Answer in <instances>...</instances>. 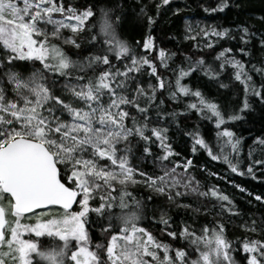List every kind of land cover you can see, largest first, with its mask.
I'll return each mask as SVG.
<instances>
[{
	"label": "snow or ice",
	"instance_id": "obj_1",
	"mask_svg": "<svg viewBox=\"0 0 264 264\" xmlns=\"http://www.w3.org/2000/svg\"><path fill=\"white\" fill-rule=\"evenodd\" d=\"M107 2L112 7L100 6L97 16L100 0H86L79 8L57 4L55 0H0V264H238L222 222L212 226L206 223L199 232L194 223H184L174 231L169 226L171 218L162 214V231L174 239L189 241L198 253L190 260L189 253L181 247L171 255L168 244L157 243L150 231L137 226L145 218V205L132 197L126 186L128 182L143 183L170 204L194 213L201 209L183 202L189 196L216 198L221 215L239 214L232 199L215 186L201 191L200 181L193 174L195 160H180L169 128L160 125L167 124L169 118L176 121L181 115L195 113L213 125L210 132L214 133L219 152L196 129L185 133L191 137L193 156L203 149L211 161L227 164L230 173L256 179L255 173L260 171L264 176V159L254 155L256 149L264 154V131L254 138L251 134L245 137L241 127L257 108L264 115V65H253L261 76L257 86L249 71L244 70L245 64L234 55L239 52L250 56V39L245 37L255 34L243 27L240 40L245 46L233 49L219 45L220 39L230 35L228 28L201 29L203 37L208 38L203 48L215 51L216 46L221 47L214 58L218 68L203 58L193 63L191 57H185L189 66L176 72L175 89L169 91L171 85L166 87L159 67L167 69L171 56L161 49L156 53L160 61L157 66L148 55L156 47L151 31L142 42L137 41V47L142 43L144 50L137 56L118 36L125 19L124 5L116 0ZM169 4L170 0H160L156 9L159 12ZM228 6V0H221L215 8L204 10L217 12ZM147 7H139V14L146 18L151 30L155 20L147 14ZM63 29H69L72 35L63 36ZM85 35L86 48L79 42ZM61 39L77 50L75 59L53 42ZM184 39L196 37L185 35ZM260 45L264 48V34L260 35ZM228 66L234 70V79L244 85V98L238 109L225 116L199 87L192 89L181 81L197 71L216 81ZM144 72L156 83L149 82L144 87ZM227 87L220 83V88ZM158 89L168 92L170 101L179 102L181 96L189 98L184 113L168 111L163 92ZM248 139H252L251 145H247ZM229 147L231 151H227ZM134 148L154 171L131 164ZM201 167L207 171L206 166ZM209 175L227 179L217 173ZM116 183L122 187L117 189ZM228 183L264 207V193L253 194L235 180ZM116 191L120 192L118 205L113 195ZM126 198L133 200L134 208L129 209ZM74 203L79 204V210L69 211ZM54 205L63 208L62 216L41 218L43 213L37 215L34 211ZM115 207L120 212H114ZM9 214L14 218L11 222ZM25 214H30L29 219L34 216L35 223L22 224ZM92 214L98 218L102 232L113 233L106 245L97 244L95 250L90 248L86 227ZM261 222L264 224V216ZM244 227L258 231L255 220ZM260 230L264 234V228ZM24 233L47 235L54 240L58 237L60 243L43 249L32 239H22ZM152 247L163 249L162 261ZM240 247L245 254L244 264H264V240L245 238Z\"/></svg>",
	"mask_w": 264,
	"mask_h": 264
},
{
	"label": "trees",
	"instance_id": "obj_2",
	"mask_svg": "<svg viewBox=\"0 0 264 264\" xmlns=\"http://www.w3.org/2000/svg\"><path fill=\"white\" fill-rule=\"evenodd\" d=\"M57 4L63 2L65 5L71 4L74 7L79 8L86 4V0H55ZM117 3L124 5L125 19L123 24L118 29V36L120 39L125 40L131 47L132 43L141 41L151 31V35L155 39V49L152 52H148V55L159 66L160 61L157 58L156 53L163 49L166 55L171 56L168 61L169 67L167 69L159 67V73L165 77L166 87L170 83L169 91L175 89L176 72L180 68L187 69L189 61L185 57H191V62H195L197 59H205L207 64H212L213 67L218 68L219 62L215 61L216 54L221 50L220 46L232 47L233 49L244 47L241 42L240 36L243 35L242 28L247 27L250 33L255 34L252 37H245L250 39V43L247 45V50L251 53L250 56H243L239 52H234L235 58L240 59L245 64V71H249L252 75L253 81L259 86L261 76L255 72L253 65L260 67L264 65V48L260 45V35L264 34V0H228L229 6L223 11L206 12L204 9L215 8L221 0H170V4L162 6L159 12L156 9V4L160 3V0H116ZM147 5V14L151 15L155 23L151 30L147 24L145 17L139 14V7ZM112 7V4L107 0H100L97 7V16H99V7ZM176 9L180 11L177 13ZM54 18L60 19L59 14H53ZM187 22V24H186ZM188 25L197 27V34H190L188 32ZM216 28L217 30H223L228 28L230 35L227 38L220 39L219 45L215 47V51H210L207 48H203L201 41L207 39L203 37L200 32L201 29ZM199 31V32H198ZM63 36H71L72 33L69 29L62 30ZM90 35V34H89ZM185 35L195 36L196 39L185 40ZM51 39V38H50ZM216 40V37H211ZM54 43L60 45L65 51L73 54L75 59V53L77 50L70 45L63 44V40H55ZM83 47H87V35L80 38L79 41ZM194 44H200V48L193 47ZM142 48V43L139 46ZM2 48V45H0ZM143 50V49H142ZM144 52V50H143ZM172 53H176L172 56ZM210 53V54H209ZM90 74V73H89ZM143 86L147 87L149 82L156 83L153 78L149 80L148 73L144 72ZM182 84H187L190 88L195 89L197 87L204 93V95L216 102L225 116L232 114L233 109H238L244 98V85L234 79V70L231 66H228L225 72H222L219 79L216 81L210 80L209 77L204 76L202 71H197L190 77H185L181 81ZM220 83L227 84V88H220ZM158 92H163L162 89H158ZM163 98L166 101L165 108L168 111H177L178 113H184L185 105L189 102V98L180 97L179 102L168 100V92H163ZM154 115V113H153ZM186 115V118H185ZM181 115L176 121H172L169 118L167 124L161 123L160 126L169 128V136L175 152L180 153V160L184 158H193L196 163V170L194 175L196 179L200 181L201 191H206L209 187L215 186L224 195H228L236 205L238 215L223 212L221 215L220 202L216 198H203L189 196L185 199L184 203H192L194 207H200L199 213L192 212L191 209L178 208L175 204H170L165 198L157 195L155 192L150 191L143 183L133 184L127 183L126 191L132 194L137 200H141L145 205V218L138 223V227H145L150 231L156 242L161 244H168L170 247V254L175 255L177 248H183L189 253V259H195L198 253L195 247L190 244L189 241L179 238H172L167 236L164 229V225L160 223L161 215L170 219V227L174 231H178L183 227L184 223L193 224L197 231L202 228L206 223L212 226L216 221H220L225 226V238L231 242V246L234 249L233 255L235 256L238 264H244L243 253L240 244L245 238L254 240H264V234L261 230L264 228V224L261 222V217L264 216V207H262L253 198H250L245 193H241L238 189L234 188L228 180H235L237 184L248 189L253 194L264 193V176H261L260 171L255 173L256 179L251 176H238L230 173L228 165L223 163L222 160L211 161L207 153L201 149L195 156L191 151L192 140L191 137L186 135V132H191L199 129L205 139H209L210 144L216 152L219 149L216 148V140L214 133L210 132L212 124L207 120H200L195 113H187ZM248 122L241 125L243 135L248 137L250 134L254 138L256 135L264 131V115L257 108V110L251 113L247 117ZM130 123V121H129ZM151 127V125H150ZM251 130L250 133L247 130ZM135 145V140H133ZM252 144V139H248L247 145ZM247 145L245 146L244 155L247 156ZM120 147H123L121 145ZM227 151H231L230 147ZM254 155L258 159H264V154L256 149ZM133 166L137 168H146L149 171L155 169L151 163H146L140 159L139 152L135 151L131 158ZM206 166L207 171L203 167ZM246 168V165H245ZM217 173L220 177H226L227 179L218 178V176L209 175V173ZM122 186L116 183V188L120 189ZM117 197V205L119 204L120 192L113 193ZM152 199L149 200L148 197ZM99 193H97L98 202ZM249 199H252V203H249ZM126 203L129 209L134 208L133 200L126 198ZM225 205L227 202H223ZM56 208L63 211L60 208ZM79 204H75L71 211H78ZM114 212H120L119 207L113 209ZM127 211V209L125 210ZM28 216V215H27ZM26 215L24 218L25 219ZM255 220L258 225V231L252 232L247 230L244 226H251L252 221ZM86 227L89 229V236L91 240L90 248L96 249L97 244L106 245L113 233L102 232L101 227L98 225V218L95 214H92L91 220ZM33 241L37 242L43 249H48L55 246V241L46 238V236L36 237L30 236ZM142 237V236H141ZM144 239V238H143ZM160 260H163V249L156 250ZM103 251V250H101ZM151 260V257H146Z\"/></svg>",
	"mask_w": 264,
	"mask_h": 264
},
{
	"label": "rangeland",
	"instance_id": "obj_3",
	"mask_svg": "<svg viewBox=\"0 0 264 264\" xmlns=\"http://www.w3.org/2000/svg\"><path fill=\"white\" fill-rule=\"evenodd\" d=\"M47 27H48V30L51 31V26L49 25V26H47ZM188 32H189V31H188ZM195 32H196V33H195ZM189 33H190V34H197V27L191 25V31H190ZM207 40H208V38L205 39L204 41H201V45H203L204 43H206ZM131 48H133V49L135 50V54H136L137 56L144 54L142 48H141V47H137V40H136L135 42L132 43ZM99 163L103 166L104 161L101 160V161H99ZM108 163L110 164V162H108ZM131 164H132V162H131ZM132 165H133V164H132ZM134 167H135V166H134ZM137 179L139 180V177H137ZM7 203H8L7 200H5V201H4V204L7 205ZM36 213H37V215L43 213V216H42L41 218H45V217H47V218L60 217V216L63 215V211H60V210H58V209H56V208H52V207H50V208L48 207V208L43 209V210H40V211H38V212H36ZM28 217H29V216H28ZM28 217L25 218V219H21V223H22V224L35 223L36 218H35L34 216L31 217V219H29ZM7 219L11 222V221H13L14 218L9 214L8 217H7ZM31 235L35 236L34 233H32V234L24 233V234L22 235L21 238H22V239H30V238H31V237H30ZM44 236H46V238H49V239L55 241L56 244H57V243H60L58 237L55 238V240H54L53 238L48 237L47 235H44ZM140 238H141L142 241H146V239H147L146 237H140ZM143 238H144V239H143ZM119 243L122 245V244H123V241H119ZM150 247H151V246H150ZM4 249H5V251H7V247H5ZM152 250L155 251V250L153 249V247H152ZM40 264H45V262H40Z\"/></svg>",
	"mask_w": 264,
	"mask_h": 264
},
{
	"label": "water",
	"instance_id": "obj_4",
	"mask_svg": "<svg viewBox=\"0 0 264 264\" xmlns=\"http://www.w3.org/2000/svg\"><path fill=\"white\" fill-rule=\"evenodd\" d=\"M75 204H76V203H74V204L72 205V208L75 206ZM54 206L59 207V208H62V207L59 206V205H54ZM49 207H50V206H49ZM72 208H71V209H72ZM41 209H44V208H41ZM62 209H63V208H62ZM71 209H70V210H71ZM36 210H39V209H36ZM36 210H34V211H36ZM70 210H69V211H70Z\"/></svg>",
	"mask_w": 264,
	"mask_h": 264
},
{
	"label": "bare ground",
	"instance_id": "obj_5",
	"mask_svg": "<svg viewBox=\"0 0 264 264\" xmlns=\"http://www.w3.org/2000/svg\"><path fill=\"white\" fill-rule=\"evenodd\" d=\"M199 32V31H198ZM196 33V32H195ZM193 36V35H192Z\"/></svg>",
	"mask_w": 264,
	"mask_h": 264
}]
</instances>
